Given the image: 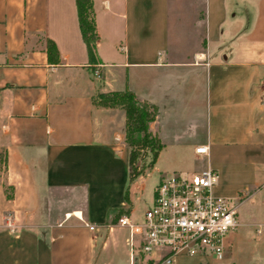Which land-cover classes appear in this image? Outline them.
<instances>
[{"label": "crops", "instance_id": "0c3cea01", "mask_svg": "<svg viewBox=\"0 0 264 264\" xmlns=\"http://www.w3.org/2000/svg\"><path fill=\"white\" fill-rule=\"evenodd\" d=\"M93 8L90 62L75 0H0V264H122L123 251L144 264L118 222L133 211L125 111L95 102L99 91L130 89L156 104L157 158L192 154L217 171L219 195L264 203V0ZM45 37L59 63L48 62ZM119 207L128 210L115 217Z\"/></svg>", "mask_w": 264, "mask_h": 264}, {"label": "built area", "instance_id": "2783aa9c", "mask_svg": "<svg viewBox=\"0 0 264 264\" xmlns=\"http://www.w3.org/2000/svg\"><path fill=\"white\" fill-rule=\"evenodd\" d=\"M195 152L205 155L208 146L198 144ZM216 178L217 171L210 166L190 174L163 175L142 222L134 223L128 216H120L118 222L129 227L132 260L137 256L142 261L145 259L144 264L149 261L171 264L179 254H212L223 258L228 249L226 235L237 226L236 213L241 198L214 194ZM134 233L139 234L137 243L133 241ZM155 252L157 255L153 257Z\"/></svg>", "mask_w": 264, "mask_h": 264}, {"label": "rangeland", "instance_id": "374dc122", "mask_svg": "<svg viewBox=\"0 0 264 264\" xmlns=\"http://www.w3.org/2000/svg\"><path fill=\"white\" fill-rule=\"evenodd\" d=\"M154 92L156 94V76ZM123 142L128 150L124 137ZM146 160L144 159L145 162ZM197 165V160L192 154H173L170 151H163L152 165H146L142 173L130 182L133 209L131 221L134 223L143 221L145 210L153 202L154 190L161 176L173 172L195 173L202 169ZM4 170L3 154L0 153V175L4 176ZM215 182L212 191L218 195L220 192ZM236 218L239 222L236 229L229 231L226 235V241L233 254L231 257L224 256L218 259L212 254L192 256L179 254L171 264H264V203L262 204L257 195L243 200L237 207ZM155 255L157 252L152 254L153 257ZM120 256L122 264H129L127 252H120ZM143 261L145 263V259Z\"/></svg>", "mask_w": 264, "mask_h": 264}, {"label": "trees", "instance_id": "16d2710c", "mask_svg": "<svg viewBox=\"0 0 264 264\" xmlns=\"http://www.w3.org/2000/svg\"><path fill=\"white\" fill-rule=\"evenodd\" d=\"M78 23L85 42L88 60L96 61L95 46L98 38L94 17L93 0H75ZM47 59L50 63L61 61L55 41L45 37L44 44ZM104 106H121L125 111L124 140L128 146L127 161L129 165V183L142 171L146 165H152L163 147L160 136L151 128V122L156 118L155 103L140 99L130 89L99 91L93 98ZM6 156H3V161ZM144 159H147L146 162ZM9 195V193H8ZM124 197L128 198V185ZM128 209L119 207L115 217L127 212ZM147 264H152L150 261Z\"/></svg>", "mask_w": 264, "mask_h": 264}]
</instances>
